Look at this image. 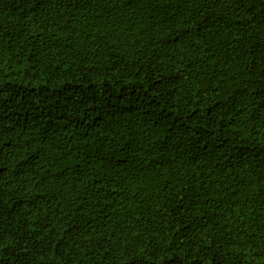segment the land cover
<instances>
[{"label":"trees","instance_id":"obj_1","mask_svg":"<svg viewBox=\"0 0 264 264\" xmlns=\"http://www.w3.org/2000/svg\"><path fill=\"white\" fill-rule=\"evenodd\" d=\"M0 264H264V0H0Z\"/></svg>","mask_w":264,"mask_h":264}]
</instances>
